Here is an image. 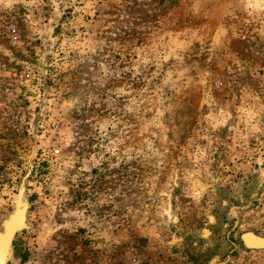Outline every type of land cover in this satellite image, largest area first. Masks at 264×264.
I'll list each match as a JSON object with an SVG mask.
<instances>
[{
    "label": "rangeland",
    "instance_id": "374dc122",
    "mask_svg": "<svg viewBox=\"0 0 264 264\" xmlns=\"http://www.w3.org/2000/svg\"><path fill=\"white\" fill-rule=\"evenodd\" d=\"M18 211L7 264H264V0H0Z\"/></svg>",
    "mask_w": 264,
    "mask_h": 264
},
{
    "label": "bare ground",
    "instance_id": "6f19581e",
    "mask_svg": "<svg viewBox=\"0 0 264 264\" xmlns=\"http://www.w3.org/2000/svg\"><path fill=\"white\" fill-rule=\"evenodd\" d=\"M23 218V213H16L14 220L10 224L9 232L4 235H0V264H3L4 258L8 256L10 249V240H12V235L16 231L17 227L21 224Z\"/></svg>",
    "mask_w": 264,
    "mask_h": 264
},
{
    "label": "water",
    "instance_id": "95a60500",
    "mask_svg": "<svg viewBox=\"0 0 264 264\" xmlns=\"http://www.w3.org/2000/svg\"><path fill=\"white\" fill-rule=\"evenodd\" d=\"M9 229H10V227H7L6 232H9ZM16 232H17V231H15L14 234L12 235V237H11L12 240H10V247H11L12 244H13V240H14V237H15V235H16ZM8 258H9V254H8L7 257L4 258L3 264H7Z\"/></svg>",
    "mask_w": 264,
    "mask_h": 264
},
{
    "label": "trees",
    "instance_id": "16d2710c",
    "mask_svg": "<svg viewBox=\"0 0 264 264\" xmlns=\"http://www.w3.org/2000/svg\"><path fill=\"white\" fill-rule=\"evenodd\" d=\"M198 258H199V256H196V257H195V260H197Z\"/></svg>",
    "mask_w": 264,
    "mask_h": 264
}]
</instances>
